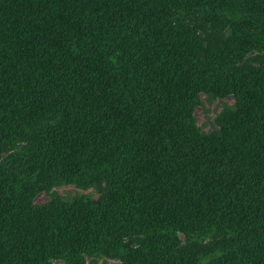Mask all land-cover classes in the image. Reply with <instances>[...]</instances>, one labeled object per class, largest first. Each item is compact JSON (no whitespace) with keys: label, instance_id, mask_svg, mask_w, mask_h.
<instances>
[{"label":"trees","instance_id":"1","mask_svg":"<svg viewBox=\"0 0 264 264\" xmlns=\"http://www.w3.org/2000/svg\"><path fill=\"white\" fill-rule=\"evenodd\" d=\"M94 254L264 264V0H0V264Z\"/></svg>","mask_w":264,"mask_h":264},{"label":"rangeland","instance_id":"2","mask_svg":"<svg viewBox=\"0 0 264 264\" xmlns=\"http://www.w3.org/2000/svg\"><path fill=\"white\" fill-rule=\"evenodd\" d=\"M256 52L246 54V58L250 64H255ZM232 96L223 97L211 96L206 92H200L198 95V103L192 109V118L195 126L203 131H207L216 127L215 116L224 105H231ZM49 191L57 193L61 197L72 195L87 194L92 198L96 196V190L93 186L81 187L72 182H61L48 188V191L39 190L32 197V202L38 203L44 201ZM117 260L108 258L102 254L86 255L83 257L81 264H114ZM51 264H67L65 261L54 258Z\"/></svg>","mask_w":264,"mask_h":264}]
</instances>
